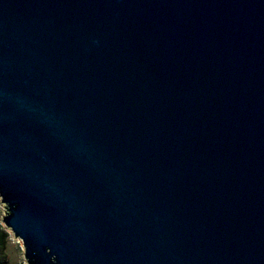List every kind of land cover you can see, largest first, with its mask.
Instances as JSON below:
<instances>
[{
    "label": "water",
    "instance_id": "obj_1",
    "mask_svg": "<svg viewBox=\"0 0 264 264\" xmlns=\"http://www.w3.org/2000/svg\"><path fill=\"white\" fill-rule=\"evenodd\" d=\"M0 206L24 264H264V0H0Z\"/></svg>",
    "mask_w": 264,
    "mask_h": 264
},
{
    "label": "rangeland",
    "instance_id": "obj_2",
    "mask_svg": "<svg viewBox=\"0 0 264 264\" xmlns=\"http://www.w3.org/2000/svg\"><path fill=\"white\" fill-rule=\"evenodd\" d=\"M2 214L0 206V216ZM8 259L11 264L23 262V250L21 243L18 240H15L10 235V242L8 245ZM24 263V262H23Z\"/></svg>",
    "mask_w": 264,
    "mask_h": 264
},
{
    "label": "trees",
    "instance_id": "obj_3",
    "mask_svg": "<svg viewBox=\"0 0 264 264\" xmlns=\"http://www.w3.org/2000/svg\"><path fill=\"white\" fill-rule=\"evenodd\" d=\"M10 242V234L0 223V264H11L8 259V245ZM14 264H24L23 262Z\"/></svg>",
    "mask_w": 264,
    "mask_h": 264
}]
</instances>
